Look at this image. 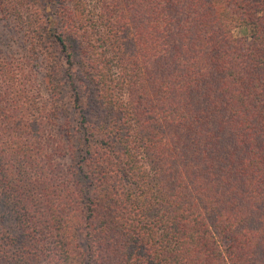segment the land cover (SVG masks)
<instances>
[{"label":"trees","instance_id":"obj_1","mask_svg":"<svg viewBox=\"0 0 264 264\" xmlns=\"http://www.w3.org/2000/svg\"><path fill=\"white\" fill-rule=\"evenodd\" d=\"M50 2L49 97L0 61V264H264V0Z\"/></svg>","mask_w":264,"mask_h":264},{"label":"rangeland","instance_id":"obj_2","mask_svg":"<svg viewBox=\"0 0 264 264\" xmlns=\"http://www.w3.org/2000/svg\"><path fill=\"white\" fill-rule=\"evenodd\" d=\"M50 5L54 10L59 11L63 5L62 0H50ZM90 2V0H87ZM45 5V0H0V61L9 65L10 69H13V74L16 75V67L22 74V78L26 83H32L31 91L35 93L38 99H45L49 97V92L45 89L44 81L47 79L48 68L45 65L43 59V48L35 44V39L38 38L37 30L33 25H29L27 22L29 17L23 19L20 16V12L24 11L27 15L28 11L36 12L40 16ZM76 47L75 63L77 67L81 66L82 57L80 55L79 44L74 41ZM64 82V78H61ZM34 90V91H33ZM69 96H65L62 104L68 102ZM64 111L63 116L60 117L58 123H65L69 118L76 116V113L68 111L67 105L61 106ZM73 120V119H72ZM74 123V122H73ZM83 247L87 250V241L84 239L82 242Z\"/></svg>","mask_w":264,"mask_h":264}]
</instances>
